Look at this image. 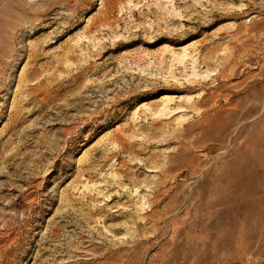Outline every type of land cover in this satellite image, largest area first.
<instances>
[{
    "label": "rangeland",
    "instance_id": "1",
    "mask_svg": "<svg viewBox=\"0 0 264 264\" xmlns=\"http://www.w3.org/2000/svg\"><path fill=\"white\" fill-rule=\"evenodd\" d=\"M0 264H264V0H0Z\"/></svg>",
    "mask_w": 264,
    "mask_h": 264
},
{
    "label": "bare ground",
    "instance_id": "2",
    "mask_svg": "<svg viewBox=\"0 0 264 264\" xmlns=\"http://www.w3.org/2000/svg\"><path fill=\"white\" fill-rule=\"evenodd\" d=\"M190 175V174H189ZM203 187H207V184H203ZM201 189H204V188H201ZM201 191V190H200ZM202 193V191H201ZM218 205V204H217ZM216 205V206H217ZM212 207H215V204L214 203H208L207 204V209L210 210V208ZM200 209L202 210L203 209V206H200ZM225 214L227 213L228 214V219L229 220H233L235 218V215L237 214V206H233V207H224L223 208ZM228 211H231V212H228ZM222 212V209H216L210 216L209 218H207L204 222H203V226L201 228V231L203 232L204 235H202L201 237L197 238L196 240L198 239H201L203 240L204 242V239L206 237H210V233H212L213 235H216L218 238H219V245L221 244V233L223 232L222 230V224H224L225 220H226V217H225V214H223L222 217H219V213ZM176 227V223L173 222L172 223V229ZM234 229L237 228V225L236 224H233V227ZM210 242V240H207ZM215 248H219V247H215Z\"/></svg>",
    "mask_w": 264,
    "mask_h": 264
}]
</instances>
